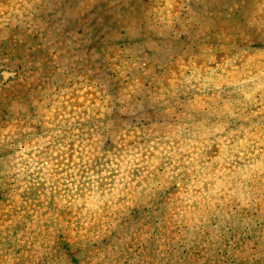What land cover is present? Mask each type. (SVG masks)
<instances>
[{"label":"clouds","instance_id":"9594fccd","mask_svg":"<svg viewBox=\"0 0 264 264\" xmlns=\"http://www.w3.org/2000/svg\"><path fill=\"white\" fill-rule=\"evenodd\" d=\"M5 68L0 264H264V0H0Z\"/></svg>","mask_w":264,"mask_h":264},{"label":"rangeland","instance_id":"374dc122","mask_svg":"<svg viewBox=\"0 0 264 264\" xmlns=\"http://www.w3.org/2000/svg\"><path fill=\"white\" fill-rule=\"evenodd\" d=\"M0 78H3L7 81V84H13L14 79H18V77H14L13 74L8 71V69H4L0 71ZM21 89L17 88L14 84L11 89L7 87V85L0 86V97L5 95H12L13 93L19 94Z\"/></svg>","mask_w":264,"mask_h":264},{"label":"trees","instance_id":"16d2710c","mask_svg":"<svg viewBox=\"0 0 264 264\" xmlns=\"http://www.w3.org/2000/svg\"><path fill=\"white\" fill-rule=\"evenodd\" d=\"M3 195H4L3 193H0V198H3Z\"/></svg>","mask_w":264,"mask_h":264}]
</instances>
